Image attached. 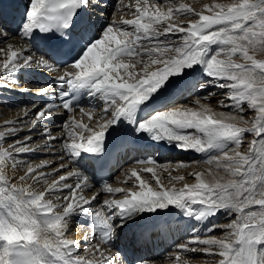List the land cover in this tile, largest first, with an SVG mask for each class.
<instances>
[{
    "label": "snow or ice",
    "instance_id": "obj_1",
    "mask_svg": "<svg viewBox=\"0 0 264 264\" xmlns=\"http://www.w3.org/2000/svg\"><path fill=\"white\" fill-rule=\"evenodd\" d=\"M90 6L108 4L106 0H28L18 20H0V41L16 34L52 42L39 56L25 55L30 49H14L11 43L0 48L5 57L0 60L4 78L0 88L18 85L16 74L21 71L52 74L61 66L68 69L53 77L59 104L49 103L37 111L29 131L46 113L50 118L56 107L72 113L83 94L100 107L94 127L69 115L60 136L43 129V147L61 141L53 153L59 157V167L47 173L41 169L50 167L51 161L32 165L17 159L35 151L28 146L31 136L4 146L3 141L22 131L9 126L17 121L5 122V131L0 132V264H128L121 253L106 254L105 248L113 246L119 230L137 218L143 222L141 230L170 226L163 214L170 208L198 223L221 212L230 219L226 225L186 229L190 239L175 245L173 264H190L181 253L203 254L212 258V264H264V58H257L264 56V0H212L201 11L176 0H135L127 5L133 18L121 15L116 20L114 13L111 21L102 17L103 22L84 14ZM115 7L122 11V0ZM207 88L226 91L218 106L229 112L213 110L214 92L189 99L195 107L164 110L180 97ZM48 94L45 88L37 93ZM202 99L209 103H201ZM79 111L93 119V111ZM248 112L253 115L245 119ZM28 115L25 110L24 116ZM110 129L121 140L164 142L202 154L207 167L189 173L194 183L177 188L175 182L185 177L173 176L169 165L148 157L138 163L151 167L126 172L127 179L135 178L134 187H113L104 181L88 198L83 193L93 185L82 154H93L91 160L104 152ZM246 135L252 139L241 150ZM73 164L79 170L68 171ZM158 167L168 172L171 187L157 175ZM21 168L25 170L18 175ZM61 170L66 174L59 175ZM141 171L151 174L156 187L142 178ZM51 176L58 179L49 182ZM73 177L74 185L67 183ZM63 192L67 195H55ZM103 194L112 198L101 201ZM117 194L122 198H115ZM80 216L91 221L85 222L91 237L86 233L83 243L90 238L98 241L84 249L86 255L80 254L81 241L68 235L73 219ZM218 229L224 231L219 238L212 234ZM131 264L146 262L137 258Z\"/></svg>",
    "mask_w": 264,
    "mask_h": 264
},
{
    "label": "bare ground",
    "instance_id": "obj_2",
    "mask_svg": "<svg viewBox=\"0 0 264 264\" xmlns=\"http://www.w3.org/2000/svg\"><path fill=\"white\" fill-rule=\"evenodd\" d=\"M17 1L20 2L21 6H20V9L16 10V14H17L16 20L19 19L21 9H23L22 5L25 6L27 4L28 0H16V1L13 0V8L14 9H16L18 6ZM202 1L209 2L212 0H176L177 3L184 2V3L190 4L196 11L202 10L203 5L200 4ZM224 1L225 0H217V2H224ZM134 2H135V0H122V6H123L122 8L127 9V15L128 16H130L131 13L128 11L127 5L134 4ZM150 2H151V0H150ZM163 2L164 1H160L158 3H163ZM119 4H121V1ZM182 19H184V17ZM9 43L13 44L14 49L15 48L24 49V43L18 36H12L8 40L0 41V48H6L7 44H9ZM29 49L33 50V47L29 46ZM4 58H5L4 54L0 53V60H2ZM236 59L239 60V57H236ZM30 72H33L35 76L40 77L41 80H44V78H45L43 76V73L46 76L48 74L46 71H21L20 73L16 74L17 79L19 80V84L18 85H12L9 87V88L13 89V92H14L13 94L18 92L17 88H26V89H29V91H31V92L34 91V85L32 83L30 84V83L26 82L22 76V74H27L30 77ZM204 79H202L200 82L203 83ZM28 81H30V80H28ZM2 82H4V78L0 77V83H2ZM19 92H21V91H19ZM202 92L203 93L200 96H194V97H191L190 99L194 101L197 98L208 95L210 92H214L216 95L211 99V102H210V106L213 108V110L216 112H219V111L229 112L230 111L227 108H223V107L218 106L219 100L225 99V96H226L225 90L217 89V88H207V89L202 90ZM8 95H10V94H8ZM2 96H3L2 92L0 91V97H2ZM228 102L229 101L225 100V103H228ZM201 103L207 104V103H209V101L202 99ZM183 106L195 107L194 104H190V103H188V100H186V101L176 102L174 105H171L169 107H165L164 110H168L170 107H183ZM33 111L34 110H28L29 115L27 117H25L24 116L25 110L20 111L19 109H14L12 111H5L3 108L0 107V132L5 131L4 125H5V122H7V121H17V123L15 125H9V126H15L19 129H22V131H20L17 136L12 137V138H8L7 140L3 141V144L5 147H7L8 144L14 143L16 139H20V140L24 139L23 134L27 133V130H29V128L31 127V123H27V121L30 119V116H31ZM97 111L98 112L100 111V107L97 108ZM233 114H235V113H233ZM252 115H253L252 112H248V114L245 116V119H249ZM87 117H88L87 115H80L79 116V113L76 114V120L77 121L82 120V121L86 122ZM95 122H92L93 124L91 125V127L95 126ZM61 128H62V130L57 131L55 133L56 135L61 134V132L63 131V127H61ZM40 130H42V129H40ZM35 134H37V133H35ZM85 135H87V133H85ZM25 136H28V135L25 134ZM31 136H35V135H31ZM32 139H35V137H32ZM247 141H248V139H247ZM31 143H32V140L29 141L28 146L31 145ZM30 148H33V147L31 146ZM17 159L27 160L32 165H37L42 160L51 161L52 164L50 167H45V168L41 169V171H44L46 173L52 172L53 168H58L59 164H60L57 157L33 159L30 157H24L23 154H21L20 156L17 157ZM185 163L188 164L189 166L184 167V168H177L176 167V165L178 164L177 162L167 164L170 166L169 171H171V174L173 176L183 175L185 177V179L183 181L175 182V186L177 188L182 187V185L184 183H194V177L190 176L189 173H191L193 170H202V169L207 167V165L204 164L202 161L201 162H195L194 160H192V161H188ZM24 170H25V168H21L19 170L18 175H22ZM156 171H157V175H160L162 177V181L165 179V181H163L165 183V186L171 187L170 182H166V179L168 177V172L163 171V169H161L159 167L156 169ZM175 171H177V172L175 173ZM65 174H66V172L59 173V175H65ZM120 175L122 176V174H120ZM147 178L150 182H153L155 184L154 180L152 179V176H149ZM53 179H58V176H51L48 178L49 182H51V180H53ZM122 179H127V177L122 176ZM118 184L119 183L117 182L115 185H118ZM41 186L42 185H36V187H41ZM121 187L122 188H126V187L129 188V187H134V185L133 184L132 185L123 184ZM134 190H135V188H134ZM55 195L63 196V195H65V192L55 193ZM84 195L88 196V195H91V193H85ZM119 197L122 198V195L120 194ZM105 198L106 197L103 196L102 200ZM213 223L216 225H226V224L230 223V219L223 212H221L219 220L215 219V220H213ZM85 229H86V227H85L84 223L82 225H76L75 222L73 221L70 224L69 233H68L70 238L77 239V240L81 241L80 254H82V255H86V253L84 252V249L87 247V246H84L85 244H82L83 237L87 233ZM212 234L216 235L219 238V237H222L224 235V231L222 229H220L218 232L212 233ZM93 240H94V238H93ZM186 240H188V239H186ZM171 254H172V259L171 260L166 259L161 264H173V261L175 259L174 252ZM181 259L190 261V264H212V258L206 257L203 254H199V253L196 254L195 256H192L191 253H188V254L181 253Z\"/></svg>",
    "mask_w": 264,
    "mask_h": 264
},
{
    "label": "rangeland",
    "instance_id": "obj_3",
    "mask_svg": "<svg viewBox=\"0 0 264 264\" xmlns=\"http://www.w3.org/2000/svg\"><path fill=\"white\" fill-rule=\"evenodd\" d=\"M225 2V1H224ZM205 3H209V4H211L212 3V1H209V2H205V1H202L200 4L201 5H203V4H205ZM199 4V5H200ZM23 8H24V5H23ZM198 11H200V10H198ZM127 14V13H126ZM130 18H133V17H131V15L129 16ZM183 17H181V19H182ZM257 58H264V56H261V55H259L258 54V56H257ZM249 137V138H248ZM247 139H248V141H250L251 139H252V137L250 136V135H246V137H244V140H245V144H244V146H243V148L241 149V150H244V148H246L247 147ZM177 171H175V173H176ZM122 179V178H121ZM149 181V180H148ZM163 181H165V179L163 180ZM162 181V182H163ZM150 182V181H149ZM166 182H169V180L168 179H166ZM151 184H152V186L153 187H156V185L153 183V182H150ZM164 183V182H163ZM164 185H165V183H164Z\"/></svg>",
    "mask_w": 264,
    "mask_h": 264
}]
</instances>
